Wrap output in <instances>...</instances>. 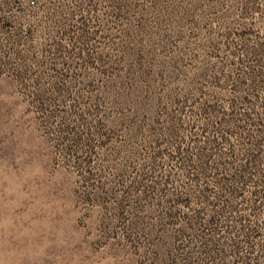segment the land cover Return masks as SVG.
<instances>
[{
  "label": "rangeland",
  "instance_id": "374dc122",
  "mask_svg": "<svg viewBox=\"0 0 264 264\" xmlns=\"http://www.w3.org/2000/svg\"><path fill=\"white\" fill-rule=\"evenodd\" d=\"M36 1L0 18V264H207L244 164L219 212L264 264V0Z\"/></svg>",
  "mask_w": 264,
  "mask_h": 264
},
{
  "label": "trees",
  "instance_id": "16d2710c",
  "mask_svg": "<svg viewBox=\"0 0 264 264\" xmlns=\"http://www.w3.org/2000/svg\"><path fill=\"white\" fill-rule=\"evenodd\" d=\"M255 170H263L261 167L264 164V159L259 155H256L253 160L248 162ZM237 173H230L225 175L223 178H218L217 183V193L218 198L226 196V203L223 204V201H218V204L214 203L217 198H214V201H207L206 206V219H198L197 217L193 218L192 224L197 229L198 234L196 238L202 241V244L206 247V250H211L212 257L210 258L207 264H220L227 259L226 252H229L230 255H234L233 264H259V261L254 262L253 259L246 256L242 257L239 253L238 247V238L243 237L244 234L252 236L256 234V228L250 229L246 226L244 216L237 214L236 217H233L234 220L226 221L221 220V213L219 211L227 210L232 213L233 209L237 211L238 200L243 195V186L239 184L241 178H244L245 173L248 171V166L246 164L238 168ZM207 190H202L203 195H207ZM237 204V205H235ZM246 207L252 209L256 207V202H246ZM220 209V210H219ZM219 212V213H218ZM226 237V241L221 245L219 240L221 237ZM260 243V241L258 242ZM262 257V256H261ZM188 260V259H187ZM226 263V261H225Z\"/></svg>",
  "mask_w": 264,
  "mask_h": 264
},
{
  "label": "built area",
  "instance_id": "2783aa9c",
  "mask_svg": "<svg viewBox=\"0 0 264 264\" xmlns=\"http://www.w3.org/2000/svg\"><path fill=\"white\" fill-rule=\"evenodd\" d=\"M37 6L36 0H0V18L4 24L5 18H20L28 16L31 11ZM6 27L10 25L14 27V23L7 22Z\"/></svg>",
  "mask_w": 264,
  "mask_h": 264
}]
</instances>
